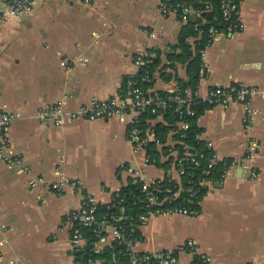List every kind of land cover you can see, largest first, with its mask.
Returning <instances> with one entry per match:
<instances>
[{"label": "crops", "instance_id": "obj_1", "mask_svg": "<svg viewBox=\"0 0 264 264\" xmlns=\"http://www.w3.org/2000/svg\"><path fill=\"white\" fill-rule=\"evenodd\" d=\"M159 4L37 0L28 14L0 21V110L12 115L10 150L29 170L18 172L0 160V264H74L68 216L83 196L94 195L105 205L113 191L130 183L131 168L148 179L166 175L162 163L145 166L132 152L127 123L83 119L55 126L37 117L57 101L73 110L117 94L134 73L133 57L142 48L159 53L149 92L172 93L187 81L186 64L171 67L168 59L180 52L176 45L187 22L162 14ZM238 15L243 30H227L206 48L205 78L197 79L201 95L231 84L264 90V0H239ZM250 106L249 127L242 122L243 106L236 104L205 107L196 118L200 140L211 141L220 158L240 161L246 142L254 140L258 148L245 160L249 168L231 170L213 184L201 197L197 216H156L139 223L138 253L159 255L192 240L208 264H264V98L254 96ZM165 123L156 116L149 127ZM251 170L255 178L248 177ZM59 172L76 180L78 191L53 190L49 184ZM37 177L48 183L31 187L29 180ZM112 244L106 234L97 251ZM179 258L183 264L193 260L185 251Z\"/></svg>", "mask_w": 264, "mask_h": 264}, {"label": "built area", "instance_id": "obj_2", "mask_svg": "<svg viewBox=\"0 0 264 264\" xmlns=\"http://www.w3.org/2000/svg\"><path fill=\"white\" fill-rule=\"evenodd\" d=\"M37 0H3V7L0 8V21L7 17H20L28 14ZM160 12L164 15H177L180 21L187 22L191 14L200 15L201 11L195 10L191 5L185 3H171L170 0H160ZM210 6L205 5V11ZM220 10L224 20L228 21V31L240 32L244 24L239 18V0H220ZM203 31L200 30L199 36ZM224 32L214 26H209L206 30L207 41L198 50L199 81L205 78L207 60L206 48L219 35ZM81 59V58H80ZM79 59V60H80ZM152 54L149 49L142 48L133 57L134 73L126 77L124 87L115 95L102 99L93 100L89 105H82L73 110H66L62 101H57L52 105L41 108L37 112L40 121L55 126H60L69 121L98 119H116L120 123H127V139L134 154L141 156L143 165L157 166L163 163L165 176L162 178L148 179L141 172L140 168H131L130 183L140 184L141 193L144 200L142 202L143 213L136 216H124L111 214L100 221L96 217V211L100 205L99 200L94 195L83 196L78 207L73 209L68 216L72 223L70 246L73 251L74 264H93L89 249L86 246V239L82 233V227H90L99 238V242L105 238L102 232L110 234L113 241L123 247L118 253L126 256L129 264H148L151 259H157L158 264H183L179 258V252L185 251L192 256V262L197 257L200 264H208V259L204 254L197 252V247L192 240L187 241L177 249L156 253H138L135 245L139 241L137 237L138 224L143 221L156 217L172 215H181L185 217H194L199 214V210L194 206L199 205L197 196L201 193H207L210 187L215 183H220L225 176L236 168H249L245 160L249 158L258 148L257 143L250 139L245 144V157L240 161L236 159H223L217 154L211 141H202L199 135L196 136L201 142L200 148L188 144L185 139L186 132L191 127V119L196 117L194 106L198 103L207 106L215 105H241L243 106L242 122L244 127H249L252 123V114L254 110L250 106V101L254 96L264 98V90L254 86H243L231 84L228 86H213L208 89L205 95L199 92L198 84L194 88L187 86L175 87L172 93L163 95L161 93H151L141 87V82L151 83L153 78L149 70L144 69L152 63ZM149 113L156 116L169 114L172 122L169 130L164 137L150 138L148 133L152 127L149 125L143 129L141 126V115ZM12 120V115L0 110V160L4 163L14 166L18 172H29L23 164L21 157L13 154L10 150V141L8 130ZM148 123H150L148 121ZM169 126V124L165 123ZM145 133V134H144ZM154 146L159 154L158 157L150 153V148ZM203 164V165H202ZM220 164L221 172L218 177L212 179L207 177L214 168ZM126 167L121 165V168ZM200 168L201 178L193 180V169ZM127 169V167H126ZM191 175L187 186L181 184V177ZM256 172L251 170L249 178H255ZM59 179L51 181L50 187L56 192H62L66 188L78 191L79 184L76 180L70 179L63 173H58ZM48 181L43 177L31 178L29 185L31 187L37 184L46 185ZM121 188L112 193L111 200L105 205L108 208L116 207L124 211L123 204L125 198L121 196ZM129 219V220H128ZM128 220V221H127ZM135 220L139 221L136 223ZM98 226V227H96Z\"/></svg>", "mask_w": 264, "mask_h": 264}, {"label": "trees", "instance_id": "obj_3", "mask_svg": "<svg viewBox=\"0 0 264 264\" xmlns=\"http://www.w3.org/2000/svg\"><path fill=\"white\" fill-rule=\"evenodd\" d=\"M171 3H185L186 5H191L195 10L201 11L200 15L196 17L195 20H188L187 23L184 25L179 38H178V44L176 45L180 52L177 54H169L168 59L170 61V66L173 67L174 63H181L186 64L187 67V73H188V79L187 81H184L182 83H179V87H187L190 86L194 88L197 84V73H198V67H199V55L198 50L203 47V45L207 41V34L206 30L209 26H214L218 30H221L223 32H226L228 29V25L230 24L228 21L224 20L221 10H220V0H170ZM209 5L210 9L205 11V5ZM203 31L202 34L199 36V32ZM190 39H194L193 42H190ZM159 53H156L155 56H152V63L147 65L140 73H142L145 69L149 70L150 76L153 78V75L155 74V69L157 68V65H159ZM153 82V80H152ZM151 82V83H152ZM151 83H142L141 87L143 89H146L148 85ZM163 95H167V93H161ZM208 107L206 104L198 103L194 106V109L196 110V117L192 118L191 121V127L186 132V139L185 141L188 144H191L197 148H200L201 142L196 139V136L199 135V129L196 126V118L198 114L203 110V108ZM141 126L143 129H145L150 123V120L155 118L154 115L149 113H143L141 115ZM163 119L167 121L169 124H157L154 128L150 129V132L148 135H150V138H160L164 139L166 136L170 123L172 122L170 115L165 114L163 116ZM145 134V133H144ZM150 153L153 156L158 157V150L154 149V146L150 148ZM160 165V163H159ZM164 165L163 163L161 164ZM203 165V164H202ZM192 172L194 174L193 180H196L198 178H201L205 175H202L200 168L193 169ZM221 172V166L218 164L213 171L207 176L211 177L212 179H215L219 176ZM191 175H184L181 177V184L183 186H187L189 183V180L192 179ZM201 193L197 196V199L199 201L201 200V197L205 194ZM121 196L125 198V202L123 204L124 211L122 212L121 209L112 207L108 208L107 205H100L99 208L96 211V217L98 220L103 221L102 219L105 217H110L111 214H118V215H124L128 216H136L141 213H143L142 208V202L144 200L143 194L141 193L140 184H133L129 183L128 185L124 186L120 190ZM195 209L199 210V205L194 206ZM129 220V219H128ZM127 220V221H128ZM136 223H139V221L135 220ZM98 227V226H96ZM82 233L84 235V238L86 239V246L87 249H89L90 257L95 261L96 259H103V261L106 264H129L126 256H121L118 253L123 249V247L113 241L112 246L110 247H104L100 251L98 250V244H99V238L96 236L92 228L90 227H82ZM106 235L105 232H102V236ZM137 237H139V232L137 229ZM195 264H200V261L197 257L194 258ZM148 264H158L157 259H151Z\"/></svg>", "mask_w": 264, "mask_h": 264}]
</instances>
